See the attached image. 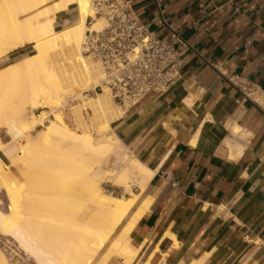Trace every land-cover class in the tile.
Masks as SVG:
<instances>
[{
    "label": "crops",
    "instance_id": "obj_1",
    "mask_svg": "<svg viewBox=\"0 0 264 264\" xmlns=\"http://www.w3.org/2000/svg\"><path fill=\"white\" fill-rule=\"evenodd\" d=\"M133 5L150 31L167 39L168 28L180 27L191 48L170 91L111 125L112 171L121 168L111 167L117 154L154 173L140 199H151L149 210L131 234L134 264H264V114L236 87L264 90V0ZM75 21L70 8L56 24ZM7 138L0 133L2 143Z\"/></svg>",
    "mask_w": 264,
    "mask_h": 264
},
{
    "label": "bare ground",
    "instance_id": "obj_2",
    "mask_svg": "<svg viewBox=\"0 0 264 264\" xmlns=\"http://www.w3.org/2000/svg\"><path fill=\"white\" fill-rule=\"evenodd\" d=\"M92 2L0 0V13H9V18L0 25V61L26 46L32 49L30 55L0 69V133L3 131L10 138L8 144L0 139V153L16 171L19 163L28 164L34 160L39 155L38 147L43 145L49 146V152L70 160V167L57 185L64 197L52 196L46 205L52 216L60 217L59 220L50 219L51 224L68 230L76 242L85 239L77 244L75 240L67 241L63 246L58 240L41 239L29 225V219L18 216L19 212L5 197L6 207L0 202V236L33 264H93L95 259L96 264L114 260L120 264H134L139 251L131 246V234L151 203L150 198L142 202L140 199L154 173L135 159L128 161L127 157L115 154L111 167L121 168L117 172H105L102 180L109 178L124 195L105 193L101 182L92 176L114 153L117 145L111 125L124 113L106 89L95 93L93 98L83 96L103 80L100 65L86 56L82 48L88 34L100 31L105 25L102 18L94 15ZM70 8L76 12V21L59 28L58 16ZM89 18L92 23L87 25ZM26 83L27 88L24 87ZM22 84L24 89L19 86L15 93V88ZM18 95L22 96V109L29 110L27 120L12 109ZM248 95L258 105H264L254 92ZM66 100H80L81 104L68 106ZM65 106L69 107L76 130L66 125L63 113L58 111ZM43 110L52 116L45 124ZM34 111L39 113L34 114ZM89 112L92 117L86 122L83 113ZM240 131L234 126L235 136ZM13 143L16 145L10 147ZM59 173L55 170L53 175ZM12 174L9 167L0 165V182L10 181ZM88 205L91 211L82 214ZM2 251L0 264H10L12 259L8 261L4 254L7 252Z\"/></svg>",
    "mask_w": 264,
    "mask_h": 264
},
{
    "label": "built area",
    "instance_id": "obj_3",
    "mask_svg": "<svg viewBox=\"0 0 264 264\" xmlns=\"http://www.w3.org/2000/svg\"><path fill=\"white\" fill-rule=\"evenodd\" d=\"M92 9L105 25L88 34L82 45L84 54L97 62L103 73L101 84L91 92L106 89L115 105L126 111L149 96L170 91L181 77L184 53L191 50L180 27L168 28V38H161L140 21L133 0H93ZM91 23L87 19V25ZM236 87L244 101L264 114V105L248 95L254 92L264 102V90L241 81Z\"/></svg>",
    "mask_w": 264,
    "mask_h": 264
},
{
    "label": "rangeland",
    "instance_id": "obj_4",
    "mask_svg": "<svg viewBox=\"0 0 264 264\" xmlns=\"http://www.w3.org/2000/svg\"><path fill=\"white\" fill-rule=\"evenodd\" d=\"M8 18H9L8 12L0 13V25L1 23H4V21L7 20ZM20 52L21 53L23 52V54L18 56L16 59H13L7 62L6 65L16 62L18 60H21L22 58L30 55L32 53V49L30 46H26L25 48H22ZM19 86L23 88V84L18 85L15 88V93H16V90H18ZM24 87L27 88V83L24 84ZM91 89L92 87L89 89L87 93H84L83 96H88L89 98H93L95 95L93 92H91ZM14 101L15 103L12 106V109L16 111L17 113L21 114L22 119L27 120L30 114L28 113L29 110L25 111L20 106L21 101H22V96L20 97L18 95L17 99H15ZM66 102H67L66 105L68 106L81 104L80 100H71V101L66 100ZM58 111H61L63 113V117H64V121L66 125L71 130H76V125L71 116V112L69 111V107L65 106L64 108L59 109ZM38 113L39 111H34V114H38ZM41 114L46 119L44 124L47 123L49 120H52V116L50 115L49 111L43 110ZM83 114H84V119L86 120V122L88 121L89 118L92 117V114L90 112L83 113ZM40 129H42V127H40ZM91 133L92 135L96 136L95 132H91ZM9 142H10V138L8 137L7 143ZM15 145L16 144L13 143L10 145V147L15 146ZM48 148L49 146L47 145L38 147L37 152L39 155L35 157L34 160H32L28 164L19 163L17 171L10 167L9 161L5 159L4 157H2L0 153V165L2 167L4 166L9 167V170L13 173L12 175H10V179H11L10 181L0 182V190L4 193V194H2V192L0 193V202L3 206L6 207L7 205L6 199L10 201L13 205V208L19 212L18 216L29 219V225L35 228V230L38 232L41 239L43 240L53 239L54 241L58 240V242L61 243V245L63 246L64 242L75 240V238H73L71 234L69 235L68 230H66L65 228H61V227L51 224L50 219L59 220L60 217L58 215L52 216L49 211V207L46 205V203L49 200H51L50 197L56 196L57 194H59V196L64 197L65 194L62 193L58 189L57 185L58 183H60L59 181L60 177L65 174V170L70 167L71 162L67 157L63 155L49 152L47 150ZM109 163H110L109 160L103 161L101 164V167L95 169L92 176H96L97 180L101 182L100 186L105 193H111L112 195H115V196L124 195L122 189L116 188L112 184L108 183L109 178L104 179L105 181L102 182L104 175H105V171L114 172L112 171V168H110ZM55 170H59L60 175L56 174L54 176L53 172ZM52 188H55L56 190ZM132 189H133V192L136 193V189L135 188H132ZM87 211H91V206L89 205L86 206L82 214ZM83 220L84 219H81V221ZM84 240H78V241H84ZM7 241L8 240H6V238L0 236V250L1 251L3 250L2 251L3 253L5 251L7 252L4 254L7 257L8 261L9 259H12L9 261L11 262L10 264H12L13 262H14L13 264H15V261H16V264L17 263L24 264L25 262L26 264H30V263L33 264L30 258H28L27 256L25 258L24 254H22L21 252L19 254L16 248H14V245L8 243ZM78 241L76 242L75 240V243L77 244ZM3 243H5V245ZM3 245L4 246L9 245L8 247L10 251L7 249L8 247H4ZM11 246H13L12 249H11ZM10 254L12 255L10 256ZM21 255L25 258V260ZM99 255L100 254H97V257H99ZM27 258L28 260H26ZM96 263L97 261L95 259L93 264H96ZM108 264H120V263L119 261L114 260Z\"/></svg>",
    "mask_w": 264,
    "mask_h": 264
}]
</instances>
